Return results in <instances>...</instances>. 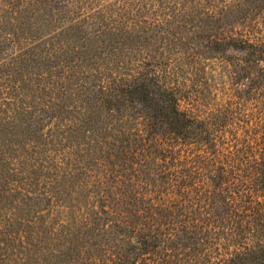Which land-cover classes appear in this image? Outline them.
<instances>
[{
    "label": "trees",
    "instance_id": "16d2710c",
    "mask_svg": "<svg viewBox=\"0 0 264 264\" xmlns=\"http://www.w3.org/2000/svg\"><path fill=\"white\" fill-rule=\"evenodd\" d=\"M0 264H264V0H0Z\"/></svg>",
    "mask_w": 264,
    "mask_h": 264
},
{
    "label": "rangeland",
    "instance_id": "374dc122",
    "mask_svg": "<svg viewBox=\"0 0 264 264\" xmlns=\"http://www.w3.org/2000/svg\"><path fill=\"white\" fill-rule=\"evenodd\" d=\"M190 81H191V80H190ZM190 81L188 82L189 85H191V82H190ZM183 103H184V102H183Z\"/></svg>",
    "mask_w": 264,
    "mask_h": 264
}]
</instances>
